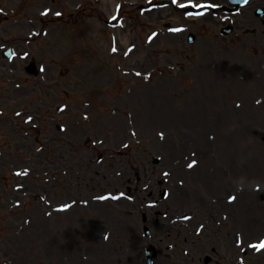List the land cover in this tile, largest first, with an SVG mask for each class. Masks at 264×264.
Wrapping results in <instances>:
<instances>
[{
	"label": "rangeland",
	"instance_id": "1",
	"mask_svg": "<svg viewBox=\"0 0 264 264\" xmlns=\"http://www.w3.org/2000/svg\"><path fill=\"white\" fill-rule=\"evenodd\" d=\"M10 1L0 3L9 6ZM30 1L34 11L47 3L54 8L57 4V0ZM75 1L80 0L71 2ZM82 1L89 9L85 16L92 15L84 18L85 25L70 26L80 29L77 38L64 39L83 48H63L57 69L52 68L46 82L23 72L28 58L15 62L20 87L0 80V104L27 103L32 114L48 116V122L41 116L42 126L35 135H22L30 124L19 122V129L0 121V140H18L23 146L17 158H0V173H7L9 159L14 167L27 166L41 173L48 169L39 156L25 157L32 144L23 139L31 142L28 136L32 135L42 141L44 125L50 127L51 139L60 135L48 112L58 102L66 104L57 118L68 123L64 134L76 140L74 146L62 144L61 151L51 147L40 155L43 159L52 155L53 167L61 160L75 185L66 184V174L59 172L55 175L59 183L29 177L25 182L32 191L22 197L21 191L10 189V181L0 179V264H139L143 240L135 230L139 200L144 196L151 199L150 191L163 193L167 187L171 192L160 211L172 214L173 210H188L193 203H212L217 195L227 198L230 194L237 197L228 210L237 209L238 216L248 221L253 205V214L264 216V200L259 198L264 187V18H256L252 12L249 17L246 8L239 20L249 18L251 25L236 27L225 37L216 28L222 24L211 17L186 20L172 7L155 9L151 20L183 22L196 35L195 41H186L188 31L174 35L163 30L162 22L154 27L146 22L148 16H136V25L121 28L134 46L109 54L107 36L113 31L95 11L97 7L108 11L111 2ZM16 13L18 24L24 25L19 17L25 19L26 9ZM59 22L55 24H64ZM249 27L256 32H245ZM154 28L164 33L148 42ZM34 44L38 55L41 49L37 41ZM72 59L82 62L78 64L80 73L66 72ZM41 92L44 100L40 103L36 100ZM87 138L90 145L97 139L103 142L89 150ZM5 151L9 153L8 148ZM97 156L102 160L97 161ZM153 157L159 162H153ZM193 160L196 163L189 168ZM52 171L48 176L54 177ZM205 177L212 182L209 188L201 181ZM44 191L54 206L70 200L75 206L65 210L45 206L37 198ZM9 198L21 204L8 209ZM194 206L197 216L212 215L204 207ZM220 210L213 214L218 217ZM245 227L232 222L212 227L207 240L220 237L226 245L229 237L234 239L232 231L239 229L245 244L255 239ZM261 234L263 230L256 238ZM256 254L246 255L248 264H264V250Z\"/></svg>",
	"mask_w": 264,
	"mask_h": 264
},
{
	"label": "snow or ice",
	"instance_id": "2",
	"mask_svg": "<svg viewBox=\"0 0 264 264\" xmlns=\"http://www.w3.org/2000/svg\"><path fill=\"white\" fill-rule=\"evenodd\" d=\"M173 2H175V0H173ZM244 2L247 3L248 0H244ZM182 7H183V5H182ZM57 15H59V13H57ZM113 51L115 52L116 49L113 48ZM161 135H162V134H161ZM195 163H196V161L193 160L192 163H189V164H188V167H189V168H192V167L194 166ZM252 247H254L257 251H260V250L264 249V241H261L258 245H253Z\"/></svg>",
	"mask_w": 264,
	"mask_h": 264
}]
</instances>
